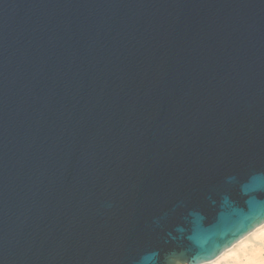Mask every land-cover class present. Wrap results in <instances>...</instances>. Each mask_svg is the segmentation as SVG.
I'll return each instance as SVG.
<instances>
[{
    "label": "water",
    "instance_id": "95a60500",
    "mask_svg": "<svg viewBox=\"0 0 264 264\" xmlns=\"http://www.w3.org/2000/svg\"><path fill=\"white\" fill-rule=\"evenodd\" d=\"M252 163L264 0H0V264H134Z\"/></svg>",
    "mask_w": 264,
    "mask_h": 264
},
{
    "label": "clouds",
    "instance_id": "9594fccd",
    "mask_svg": "<svg viewBox=\"0 0 264 264\" xmlns=\"http://www.w3.org/2000/svg\"><path fill=\"white\" fill-rule=\"evenodd\" d=\"M203 200L190 207L187 198L177 199L153 217L150 227L162 230V243L134 264H264V165L226 176Z\"/></svg>",
    "mask_w": 264,
    "mask_h": 264
}]
</instances>
